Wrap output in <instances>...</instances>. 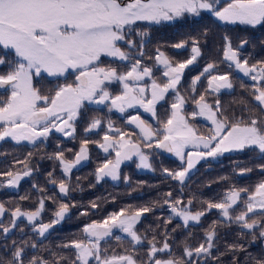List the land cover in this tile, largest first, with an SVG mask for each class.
Segmentation results:
<instances>
[{
  "label": "snow or ice",
  "instance_id": "6c2138e0",
  "mask_svg": "<svg viewBox=\"0 0 264 264\" xmlns=\"http://www.w3.org/2000/svg\"><path fill=\"white\" fill-rule=\"evenodd\" d=\"M218 5L220 0H0V48L11 50L0 53V67L8 69L0 74V88L10 89V95L6 99L0 98V141L11 138L18 143L27 141L36 144L42 139L46 140L53 131L62 133L65 137H74L77 121L82 119L87 104L104 105L109 111L115 109L120 113H126L128 109H143L157 118V105L172 93L173 102L166 119H156L159 127L153 128L139 113L127 117V124L138 130L139 141L132 138L133 134L115 127L111 120L107 121L103 142L95 143L106 154L113 151L115 158H106L97 167L95 177L98 182L105 177L119 180L120 166L133 157L138 158V168L155 171L149 154L144 151V148L151 149L153 146L174 153L182 162V167L178 170L163 169L169 178L181 185L189 178L196 165L207 158L247 150L255 152L257 158L264 159V59L249 62L250 55H244L242 51L249 46L248 39H240L234 46L230 36L223 37L220 63H226L227 70L221 72L219 63L209 62L192 79L194 110L190 113H186L188 100L180 93L178 85L185 69L203 55L199 40H182L172 45L177 50L192 45L190 57L183 62H173L163 51L156 49L154 59L156 66L163 68L162 75L166 80L164 83L158 82L152 66L142 62L145 38L150 36V32L147 28L141 29L139 22L149 26L161 25L180 22L189 15L199 17L205 12L227 24L246 25L253 30L264 27V0H228L226 4ZM208 32L209 29L206 28L202 35L206 36ZM133 35L140 39H131ZM122 44L135 50L140 58H135L133 51L125 50ZM102 57L128 62L129 67L126 71H120L117 67L105 66ZM234 71L252 81L248 91L257 107L245 106V111L249 112L247 117L241 115L229 119L224 115L218 94L222 90L234 88ZM45 73L52 77L74 75V81L57 85L54 90L45 94L34 83L35 77H42ZM202 78L206 80L204 92L195 95ZM147 80L151 83H147ZM114 84L120 86V91L115 94L110 91V86ZM208 95L217 98L210 102ZM197 117L211 122L207 134L201 133L191 122ZM103 123L101 118L94 117L84 131H98ZM89 143L87 139L82 140L79 151L72 160L65 158L63 150L49 158L59 161L66 179H70L72 170L89 158ZM189 148L196 151H186ZM257 167L264 172V164ZM24 169L15 174L12 171L0 173V176L6 178L0 181V188H18L21 181L34 171L27 164H24ZM251 171L250 168L241 169L239 174ZM51 176L52 173H49V177ZM128 179L125 177V180ZM50 182L56 184L54 179ZM58 191L62 197H68L69 184L61 180ZM165 196L160 207L167 205L172 214L165 221V231L174 217L180 218L187 228L190 222L199 223L206 212L216 209L227 222L238 224L242 230H252L253 243L256 240L255 230L259 229L260 236L264 237V222L250 217V214L256 213L264 215V180L256 183L251 191L247 188H230L219 202H204L206 208L203 211H192V199L187 202L182 197L173 199L171 191ZM45 204V198L41 197L34 212L15 208L11 212V228L17 226L19 218L26 217L39 236L44 237L55 225L69 218L71 208L76 207L75 204L60 202L53 220L44 223L38 218L41 217ZM240 204H243V210L233 215ZM91 207L97 209L98 205L92 202ZM151 211L153 208L147 206L140 207L131 214L120 209L109 213L102 220L85 224L81 229L83 239H73L61 246L73 249L74 257L69 259L60 256L52 264H62L65 260L67 264H141L133 253L136 246L145 242L146 237L138 233L137 224ZM5 212L4 204L0 203V217ZM80 215L86 216L88 213L84 211ZM214 225L215 222L212 230L206 231L205 242L195 248L186 245L184 257L179 260L159 258L158 254L161 253L170 256L172 246L165 238L162 246L158 247L153 236L148 241V258L144 264H196L193 257H212V250L216 247L214 240L217 238ZM11 228L3 227L2 231L7 234ZM116 229L130 238L133 252L125 249L120 254H109L108 249L102 246V242L114 236ZM115 239L119 241L121 237L116 235ZM32 247L36 245L33 244ZM229 249L246 251L243 245L236 244L230 245ZM24 253V248L16 247L12 253L13 259L8 264H24ZM251 260L252 264H264V257H252ZM29 264L50 262L42 257H33ZM232 264H236V261L233 260Z\"/></svg>",
  "mask_w": 264,
  "mask_h": 264
},
{
  "label": "trees",
  "instance_id": "16d2710c",
  "mask_svg": "<svg viewBox=\"0 0 264 264\" xmlns=\"http://www.w3.org/2000/svg\"><path fill=\"white\" fill-rule=\"evenodd\" d=\"M228 0H221V5L226 4ZM141 29L147 28L150 36L145 38L146 43L144 47V57L142 62L147 66L154 68V75L158 82H166L163 77L162 66H156L154 57L156 56V49L159 48L163 51L173 62H183L191 55V44L184 49H175L172 45L182 40H199V47L203 55L198 57L189 68L185 69L179 91L188 100L186 105V113L194 110L192 99L194 94L191 92L192 79L197 76L203 67L209 62L219 63L220 71L227 70L226 63H220L222 58V46L224 44L223 37L225 35L232 38L233 45L239 43L240 39H248L249 46L244 48L243 54L250 55V63L264 59V27H257L255 30L246 25L227 24L218 21L210 13L202 12L201 16L193 17L188 16L182 18L180 22H166L161 25L149 26L144 22H139ZM209 29L208 34L202 35L204 29ZM131 39L139 40L138 36L133 35ZM127 51H133L135 58H140L136 55L135 50L129 49L127 45H121ZM11 50L0 48V53H7ZM14 55V53H13ZM11 58V57H10ZM105 66L111 65L117 67L120 71H126L129 67L128 62L115 61L113 58L102 57ZM8 69L0 67V74H3ZM234 88L232 90H222L218 94V98L222 104L224 115L229 119L244 115L247 117L249 112L245 111V106L248 108H256V102L252 100L248 89L252 81L240 73L233 72ZM74 75H66L61 77H49L43 74L42 77L34 78V83L40 87L42 92L49 93L54 90L57 85L64 83H72ZM151 83L150 80L146 81ZM244 87H241V85ZM206 87V80L202 78L201 82L197 85V93L204 92ZM110 91L118 93L120 91L119 85L110 86ZM10 95V89L0 90V98L6 99ZM217 96L208 95L211 102ZM173 102V94L169 93L165 101L157 105V118L160 120L166 119L170 111V104ZM140 112L130 110L124 117L117 116L114 126L133 134V139L139 141V132L132 126L127 125V117L129 115H136ZM104 113V111H99ZM132 113V114H131ZM256 114H259L258 112ZM145 121L150 123L153 128L159 127L156 124V119L152 116H143ZM195 126L200 129V132L207 134L211 124L201 120L197 117L191 121ZM142 143V142H141ZM64 146V143H63ZM143 147V143H142ZM53 146L47 142H39L36 145H28L26 143H17L13 140H5L0 143V173L12 171L13 174L17 171L24 169V164L34 170L31 177L21 183L20 187L16 190H7L3 188V192L7 194L21 193L17 195L18 199L6 201L0 194V201L6 207V212L3 217H0V264H8L13 259L12 253L16 247L25 249L23 256L24 264H29L33 258H43L48 260L50 264L58 259L60 256L67 258L74 257V250L71 248L65 249L61 247L73 239H83L81 229L87 223L93 220H102L109 213L125 209L128 214L139 209L140 207H151L153 211L146 213L141 221L137 224V231L141 236H145V242L142 245L136 246L133 253L141 264L147 261L148 241L152 240L155 236L157 246H162L163 241L167 238L168 243L172 246L171 255L166 253L158 254L159 258H172L181 259L184 257L185 246L192 248L198 247L199 244L205 242L206 231L212 230L215 222V230L217 238L214 240L216 247L212 250V257L209 258H196L193 257L196 264H232L233 260L236 264H252V257L260 259L264 257V237L260 236L259 229L255 230L256 240L253 243V231L248 229H241V227L234 222H227L219 211L213 209L206 212L199 223L192 222L186 228L182 220L174 217L171 223H168L165 231V221L172 215L167 205H163L166 199L165 194L169 191L173 194V199L182 197L185 202L192 199V211H203L206 208L207 201L219 202L224 196L225 192L230 188L236 189L247 188L249 191L253 190L256 183L264 180V172H262L257 165L264 164V159L257 158L255 152H228L223 154L219 159H206L200 161L196 167L191 171L189 178L183 185L179 182L169 178L164 172V168L170 170H178L182 167V162L175 155H167L157 152L155 146L151 149L144 148L148 151L150 162L155 169L141 170L137 167L138 162L135 159L125 161L119 169L120 179L116 182L103 179L97 181L95 171L105 159L102 157L98 161V166L94 169L87 171L86 169H77L71 174L70 179L62 176L63 180L70 186V193L68 197H62L59 191L48 189L46 185L39 184L38 187H26L27 181L34 180L35 178L41 179L46 177L48 169H59V166L51 164L55 159H50ZM188 150V149H187ZM189 151V150H188ZM32 155L29 156L28 154ZM74 153H68V158H73ZM109 159H114V155ZM22 161L23 163H16ZM43 163L44 165L39 163ZM250 168L252 171L244 175H240L241 169ZM88 172V174H87ZM128 177V180H125ZM6 178L0 176V181ZM42 179V180H43ZM41 180V181H42ZM21 197H27L21 200ZM41 197L46 200L45 209L39 220L44 223H50L54 216V212L58 210L60 202L75 204L76 207L71 208L69 218L60 223L58 230L50 231L43 238L37 232L31 231L26 225V221L18 219L17 226L11 228L9 233L2 231L3 227L11 225L12 216L11 212L19 207L22 211L32 212L38 208V202ZM51 198V199H49ZM243 198H246L243 197ZM95 202L98 205L97 209L91 207V203ZM243 204L236 207L233 215L238 214L243 210ZM87 211L88 215L82 216L81 212ZM251 218L258 219L264 222V215L259 213L250 214ZM174 230V231H173ZM243 233V234H241ZM119 235L121 240L117 241L115 236ZM15 242V244L13 243ZM35 244L36 247H32ZM243 245L246 251L230 250V245ZM102 246L108 249V253L116 254L122 253L125 249L133 252L131 240L126 234L116 229L114 236L109 238L106 242H102ZM53 253L56 255L53 256ZM185 259H187L185 257ZM62 264H67V260Z\"/></svg>",
  "mask_w": 264,
  "mask_h": 264
},
{
  "label": "flooded vegetation",
  "instance_id": "af4514ba",
  "mask_svg": "<svg viewBox=\"0 0 264 264\" xmlns=\"http://www.w3.org/2000/svg\"><path fill=\"white\" fill-rule=\"evenodd\" d=\"M87 110H91V109H87ZM101 110L105 111V114L101 115L100 113H98ZM106 110H107V107H102V108L95 107L93 109V111L97 112V114L92 116V118L98 117V118H101L102 121L104 122L101 129H99L98 131L91 132V133H85L84 129L88 126V124L90 122L83 123V124L78 122V124L76 125L77 131H76V134L74 135V137H65L62 134L64 139L68 140V141H75L76 138L78 139V145L73 144V143L64 142V146H66L68 149H71V152L76 153L79 151V147H80L79 144L81 143L82 140L87 139L90 142L88 145V148H89L88 156H89V158L86 161L82 162L80 165H77L76 168L88 167L90 169H92V168L95 169L98 166V161L101 157L103 159H106V158L109 159V158H111L112 155H114V158H115V153L113 151L110 150V154H106L102 150H100L96 146V143H95L97 141L101 142V143L103 142L102 137L104 135V132L107 130V121L111 120L113 122V124L115 123L116 111H114V114H107ZM131 110H136L138 112L143 111V109H131ZM144 114H145V112H144ZM85 117H87V116H85ZM122 117H124V115H122ZM105 118H107V119H105ZM109 135H114V133H109ZM47 142L50 143L51 146L55 145L54 142L52 141V139L49 137L47 139ZM32 145H34V144H32ZM144 151H145V149H144ZM53 154L54 153H51L52 156H53ZM38 163H39L38 165L41 164V162H38ZM51 164L54 166H59V169H54V168L48 169L46 171V177L44 179L43 178H41V179L36 178V180L34 179L32 181V182H34L33 185L37 186L38 189H39V184L41 183L43 185H46L48 189H53L54 191H58V184L61 180H63L62 176H65V175L62 172L59 161H57V160L52 161ZM41 165H44V164L42 163ZM49 173H52L51 177H49ZM52 179H54L56 181V184H52L50 182V180H52Z\"/></svg>",
  "mask_w": 264,
  "mask_h": 264
},
{
  "label": "rangeland",
  "instance_id": "374dc122",
  "mask_svg": "<svg viewBox=\"0 0 264 264\" xmlns=\"http://www.w3.org/2000/svg\"><path fill=\"white\" fill-rule=\"evenodd\" d=\"M220 4H221V0H220ZM222 23H224V22H222ZM109 58H111V57H109ZM46 74V73H45ZM49 77H52V76H49ZM38 78H40V77H38ZM224 91H226V90H224ZM45 93V92H44ZM114 93V92H113ZM45 94H47V93H45ZM115 94V93H114ZM95 107H98V108H102V107H106V106H104V105H96V104H87L86 105V108H85V110H84V113L82 114V119H80V120H78L77 121V124H78V122H80V123H88V122H90L91 121V118H92V116H94L95 114H97V112H95V111H93V109L95 108ZM87 109H91V110H87ZM131 109H128V111L126 112V113H129V111H130ZM114 111H116V119H117V116H121L122 114H126V113H120V112H118L117 110H115V109H113L112 111H109L108 110V108H107V110H106V113L107 114H114ZM140 113H141V118L143 117V116H147V115H149V116H151V114H149V113H146L145 112V114H144V112L143 111H139ZM99 113V112H98ZM101 114V113H100ZM103 114H105V111H104V113H102L101 115H103ZM132 114V113H131ZM137 114V113H136ZM85 116H87V117H85ZM201 120H203V121H205V122H208V123H210L211 124V122L210 121H207V120H205L204 118H202V117H199ZM105 119H107V118H105ZM143 119V118H142ZM76 124V125H77ZM128 125V124H127ZM134 129H136L134 126H132ZM137 130V129H136ZM49 138H51L52 139V141L54 142V146H53V149H52V151L53 152H57V151H61V150H63L64 152H65V158L66 159H68V160H72V159H74V155H73V158H71V159H69L68 158V153H70V154H72V153H75V152H71V151H68L69 149L66 147V146H63V143L64 142H68V143H73V144H76V145H78V139L76 138V140L75 141H68V140H65L64 139V137L62 136V133H59V132H55V131H53V133L49 136ZM48 139V138H47ZM47 139L45 140V139H42V140H40L39 142H47ZM5 140H12L11 138H7V139H5ZM4 140V141H5ZM1 142H3V141H0V143ZM14 142H16V141H14ZM38 142V143H39ZM18 143V142H17ZM19 143H26V144H28V145H32L31 143H29V142H27V141H21V142H19ZM38 143H36V144H38ZM48 143V142H47ZM36 144H34V145H36ZM80 145V144H79ZM189 151H196L195 149H192V148H189L188 149ZM187 149H186V151H188ZM200 150H203V149H200ZM145 152L146 153H148V151L145 149ZM228 153V152H227ZM149 154V153H148ZM174 154V153H173ZM175 155V154H174ZM221 157V156H220ZM220 157H216V158H207V159H213V160H217V159H219ZM133 159H135L138 163H139V161H138V158L137 157H133ZM39 167V169H40V165L38 166ZM77 169H86L87 171H89L90 170V168H88V167H86V168H74L73 170H72V173H74V171H76ZM141 170H143V171H145V170H150V169H144V168H140ZM71 173V174H72ZM87 174H88V172H87ZM104 179H108V180H111V181H114V182H116V181H118V180H112L110 177H105ZM28 180V179H27ZM35 180H36V178H35ZM33 183L34 182H32V180H29V182L27 181V183H26V185L24 186V189L26 188V187H33L32 185H33ZM36 187V186H35ZM3 190V188H0V194L2 195V197H3V199H5L6 201H10V200H14V199H18V197H17V195H19L20 193H21V191H23V190H21L20 192H18V193H12V194H7V193H5V192H3L2 191ZM32 212H34V211H32ZM19 219H23V220H25L27 223H26V225L31 229V231H33V232H37L36 230H35V227H34V225L32 224V223H30V222H28L27 221V218L26 217H21V218H19ZM18 221V220H17ZM190 223H192V222H190ZM8 227L9 228H11V225L9 224L8 225ZM60 228V223L59 224H57V225H55L52 229H50L49 230V232L50 231H55V230H58ZM48 232V233H49ZM38 233V232H37ZM47 234V233H46ZM45 234V235H46ZM41 237V236H40ZM41 238H43V237H41Z\"/></svg>",
  "mask_w": 264,
  "mask_h": 264
},
{
  "label": "water",
  "instance_id": "95a60500",
  "mask_svg": "<svg viewBox=\"0 0 264 264\" xmlns=\"http://www.w3.org/2000/svg\"><path fill=\"white\" fill-rule=\"evenodd\" d=\"M1 90H3V89H5V88H0ZM157 149V148H156ZM159 152H162V153H166V154H172V153H170V152H167L166 150H164V149H157ZM8 189H12V188H9V187H7ZM1 203V202H0Z\"/></svg>",
  "mask_w": 264,
  "mask_h": 264
}]
</instances>
